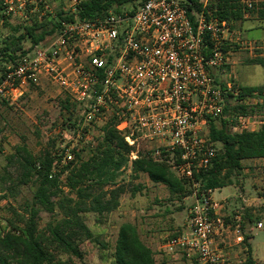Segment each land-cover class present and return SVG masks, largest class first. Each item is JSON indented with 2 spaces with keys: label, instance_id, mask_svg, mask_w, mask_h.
I'll list each match as a JSON object with an SVG mask.
<instances>
[{
  "label": "built area",
  "instance_id": "obj_1",
  "mask_svg": "<svg viewBox=\"0 0 264 264\" xmlns=\"http://www.w3.org/2000/svg\"><path fill=\"white\" fill-rule=\"evenodd\" d=\"M69 1L75 14L80 0ZM210 1L202 0L197 10L189 0H146L133 13L64 22L56 38L35 46L0 76V99L15 101L47 82L84 108L83 128L115 119L116 130L132 147L131 163L140 157V143L162 144L153 157L168 153L173 172L193 183L188 232L170 238L166 252L183 251L198 264H228L217 239L235 232L244 243L242 218L228 223L213 190L201 192L195 181V172L210 167L218 152L209 123L225 117L228 95L239 92L235 82L216 77L227 64L225 48L234 33L231 21L209 9ZM237 3L250 12L264 0ZM30 4L39 19L53 11L49 0H5L2 23L19 14L28 19ZM250 119L238 117L232 131H251Z\"/></svg>",
  "mask_w": 264,
  "mask_h": 264
},
{
  "label": "trees",
  "instance_id": "obj_2",
  "mask_svg": "<svg viewBox=\"0 0 264 264\" xmlns=\"http://www.w3.org/2000/svg\"><path fill=\"white\" fill-rule=\"evenodd\" d=\"M144 1L146 0H83L75 14L59 10L47 12L39 19V11L29 13L28 19L23 18L29 25L23 28L25 33L19 37V41L27 39L31 46L26 49L22 43L15 45L7 42L8 45L0 51V56L8 59L11 66H14L23 55L46 42L48 37L56 38L61 33L64 22L103 18L111 9L116 13L129 10L133 13ZM189 1L195 4L197 10H201L202 0ZM216 1L215 16L229 21L243 19L244 12L237 0ZM132 3L138 5L134 9H128ZM4 4L5 0H0V20L4 17ZM256 10L264 19V3ZM227 48L228 46L225 48L226 52ZM253 64L264 67V58H256ZM6 69L3 67L2 74ZM216 77L218 78L217 73ZM249 98H264V86L239 87L236 96L228 95V99H234L236 104L226 105L225 117L210 121L208 135L216 143L218 152L210 167L195 172V181L200 182L201 192L232 185V177L239 175L244 169V160L264 159V125L259 131L234 133L226 117L229 112L249 114L254 111L253 107L244 103ZM70 101L69 97L65 99V108L69 107ZM103 129L104 140L95 147L88 160L80 163L70 161L60 171H56V167L62 162L63 156L57 157L50 150H45L37 157L26 145L16 147L15 153L8 160L9 163L16 164L18 175L13 179L9 172L6 173L7 187L5 192L0 193V201L8 197V192L22 186L32 185L35 191L31 201L22 210L12 209L13 217L8 223V229L0 230V264H75L73 259L81 260L84 257L81 248L83 242L99 241L86 224L85 215L94 213L104 216L119 208L124 187L115 183L120 170L129 163L132 151V147L116 130L115 119ZM169 158L168 153H163L159 160L153 159L150 153L140 155L132 161L131 171L136 177L146 174L153 183L166 186L180 200L192 196L193 183L180 179L173 172ZM64 175L63 187L61 178ZM107 186L110 188L106 189ZM42 211L52 215V220L44 229L39 227ZM245 222L246 219L243 218V232ZM252 238L251 233H245L243 244L246 257L239 264H258L252 253ZM62 256H68V259L64 260ZM111 264H157L154 252L142 241L138 228L133 223L126 222L120 227Z\"/></svg>",
  "mask_w": 264,
  "mask_h": 264
},
{
  "label": "rangeland",
  "instance_id": "obj_3",
  "mask_svg": "<svg viewBox=\"0 0 264 264\" xmlns=\"http://www.w3.org/2000/svg\"><path fill=\"white\" fill-rule=\"evenodd\" d=\"M49 1L52 5V13L59 10L71 12L73 8H76L69 0ZM81 1L83 0H80V3ZM215 3H217L216 0H211L209 3V9L213 13L216 12ZM137 5L138 3H132L128 9H134ZM29 6L30 11L25 12L31 14L32 7L35 6L33 4ZM37 9L40 7L38 6ZM243 12L242 20L231 21L233 41L228 45L227 64L222 71L218 72V81L235 82L238 88L264 86V67L253 64L256 58H264V19L260 17L258 10L250 12L243 10ZM2 20H0V51L9 43L15 45L22 43L26 49L31 46L27 39L23 42L19 41V37L25 33L23 28L29 25L22 14L8 17L3 23ZM47 40H50V37ZM1 59L0 76L3 67L8 68L12 65L8 59ZM67 97L58 87L44 82L39 87L28 89L15 101L0 100V193L5 192L4 189L7 187L6 173L9 172L13 179H16L18 175L16 164L9 163L8 160L18 146L26 145L37 157L45 150H50L57 157L63 156L62 162L56 167V171H60L70 161L80 163L88 160L95 151V147L102 143L105 137L104 126L83 128L84 108L72 101L69 107L65 108ZM226 103L227 106H233L236 101L228 99ZM244 103L248 107H253L254 111H250L249 114L229 112L226 117L230 129L237 124L238 117L242 115L250 116L255 129L261 128L264 125V98H249ZM161 146L162 144L157 141L145 140L139 144V155L150 153L155 159L152 153ZM243 167L239 175L232 177L231 186L216 191L215 199L222 200L226 197L242 195V198L232 200V203L230 202L227 206L231 213L230 221L236 222L237 215L241 216L242 221L243 218L246 219L245 233L253 234L251 242L257 263L264 264V159L244 161ZM65 177L66 175L61 178L63 187ZM115 184L124 187L120 206L104 216L94 213L85 215L86 224L99 241L83 242L81 248L84 257L81 260L73 259L75 264H111L118 233L124 223L136 225L143 238L147 221H149L146 219L162 216L164 223H162L163 220L160 222L161 229L164 230L169 226L166 221L172 213L179 214L178 217L185 222L193 203L192 197L181 202L166 186L153 183L146 174L136 177L131 171L130 158L127 166H123L120 170ZM109 188L110 186L106 187V189ZM64 189L66 193H69L67 188ZM34 191L35 188L32 185L22 186L8 192V197L0 201L1 231L8 229V223L13 217L12 209L22 210L31 201ZM247 203L250 206H247ZM178 209L182 210L178 211ZM51 220L52 215L42 211L39 218L40 229H44ZM260 223H262L261 228ZM243 246L245 247L244 244ZM62 258L67 260L68 256H62ZM230 261V264H233V260Z\"/></svg>",
  "mask_w": 264,
  "mask_h": 264
},
{
  "label": "crops",
  "instance_id": "obj_4",
  "mask_svg": "<svg viewBox=\"0 0 264 264\" xmlns=\"http://www.w3.org/2000/svg\"><path fill=\"white\" fill-rule=\"evenodd\" d=\"M217 75H218V73H217ZM260 129L261 128L255 129V127H252L251 131L252 132L259 131ZM250 160H256V159H249V160H244V161H250ZM222 189L223 188L214 190L212 193V198L214 201H217L221 204V209L219 212L221 214H223L225 216V218L227 219V222L230 223L231 222L230 221L231 213H230V210L227 206L230 205V202L232 203V200H235L237 198H242V195L241 194L240 195H234V196H230V198L226 197V198H223L222 200H216L215 199L216 191H221ZM186 199L187 198H184L180 201L184 202ZM253 202L255 203L256 201H253ZM247 206H250V205L247 203ZM180 210H182V209H178V211H180ZM167 212H169V211H167ZM173 212H175V211H173ZM189 213H190V209H189ZM189 213H187V215H186L185 222L182 221L178 217L179 214H175V213L171 214L170 213L171 215L169 216L168 220L166 221V223H169V226L165 227L164 230L161 229L160 220L161 221L163 220L162 223H164V219L162 218L161 215H160L161 216L160 218L146 219V221L149 220V221H147V224H146V233L143 235V238L141 235L140 236H141L142 241L149 248H151L152 251L154 252L157 264H198L196 259L190 257L189 255H187V253H185L183 251H177L175 253H168L165 250V245L170 238L175 237V236H179V235H182V234H185L188 232ZM181 215H180V217H181ZM236 217H235V220H236ZM231 224L234 225V224H236V222L235 221L233 223L231 222ZM244 235H245V231H244ZM250 243L252 246L251 241H250ZM217 245L222 250V252H224L227 255V258L229 260L228 264H230L231 259L233 260V264H239L245 260L246 249L243 246V243H238V241L236 239L235 232H232V233L225 235L223 237H219L217 239ZM252 253H253L254 259L257 261L253 248H252ZM235 259H238V260L235 261Z\"/></svg>",
  "mask_w": 264,
  "mask_h": 264
}]
</instances>
